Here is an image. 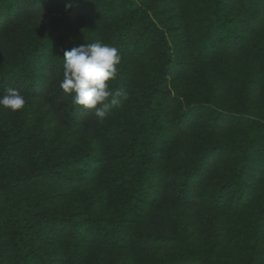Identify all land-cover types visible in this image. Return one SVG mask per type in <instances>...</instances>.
Segmentation results:
<instances>
[{
    "label": "trees",
    "instance_id": "obj_1",
    "mask_svg": "<svg viewBox=\"0 0 264 264\" xmlns=\"http://www.w3.org/2000/svg\"><path fill=\"white\" fill-rule=\"evenodd\" d=\"M97 41L102 124L59 87ZM8 88L0 264H264V0H0Z\"/></svg>",
    "mask_w": 264,
    "mask_h": 264
},
{
    "label": "clouds",
    "instance_id": "obj_2",
    "mask_svg": "<svg viewBox=\"0 0 264 264\" xmlns=\"http://www.w3.org/2000/svg\"><path fill=\"white\" fill-rule=\"evenodd\" d=\"M66 4V10L70 8ZM63 79L60 89L71 96L74 105L94 110L98 123H104L110 108L122 106L128 99L126 91L114 90L110 81L116 79L121 63L119 50L99 41L86 43L63 53ZM26 97L15 88L0 94V109L18 112L25 108Z\"/></svg>",
    "mask_w": 264,
    "mask_h": 264
}]
</instances>
